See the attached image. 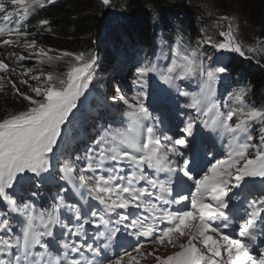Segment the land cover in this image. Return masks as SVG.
Here are the masks:
<instances>
[{
    "label": "snow or ice",
    "instance_id": "1",
    "mask_svg": "<svg viewBox=\"0 0 264 264\" xmlns=\"http://www.w3.org/2000/svg\"><path fill=\"white\" fill-rule=\"evenodd\" d=\"M52 3L54 0H0V14L6 22L0 25V37H8L0 39V47L20 46L23 37V47L35 50L36 41L27 39L32 33L27 31L26 21ZM101 3L110 6L112 0ZM233 19L219 17L218 27L227 22L226 30L218 33L222 39L206 35L195 48L177 36L170 46L172 59L167 68L150 60L137 66L135 94L126 97L117 87L112 96L114 104L125 106L128 126L104 129L90 138L91 146H86L83 156L74 159L71 154L56 157L55 149L62 126L89 88L96 57L70 52L53 56L43 48L35 51L39 64L61 56L72 57L76 64L65 78L44 73L31 76L38 83L29 85V90L39 99L20 92L12 83L15 94L29 107L0 120V264H141L146 259H154L155 264H264V247L258 255L251 254L257 240L264 238V108L248 105L247 90L242 88L228 93L235 106L226 103L227 111L222 112L213 94L228 67L219 58L214 66L205 67L202 47L241 57L246 51L255 52L251 46L245 50ZM48 24V20L39 22L40 27ZM32 58L31 52L5 57L17 62ZM32 71L25 69L21 75ZM0 72L12 75L14 69L0 61ZM149 74L158 76L179 96L191 93L177 81L200 78L207 103L202 107L201 98L192 97L188 107L199 115L183 122L178 129L182 135L158 134L163 116L154 117L145 104ZM167 103L161 97V113ZM200 115L207 117L201 121L205 128L228 138L224 158L213 157L203 166L195 158L194 127ZM149 120L153 122L146 124ZM257 124L259 144L252 134ZM57 168L59 179L69 187L60 185L51 206L38 207L25 198V193L38 197L39 191L32 189L51 182ZM162 173L166 174L163 179ZM180 173L194 186L191 210L172 208L189 199L173 187V175L181 187L185 185ZM72 194L79 200L69 202ZM121 233L134 237L136 243L125 240ZM146 244L178 250L161 256L155 249L144 251ZM114 247L124 250L109 258L106 253Z\"/></svg>",
    "mask_w": 264,
    "mask_h": 264
},
{
    "label": "trees",
    "instance_id": "2",
    "mask_svg": "<svg viewBox=\"0 0 264 264\" xmlns=\"http://www.w3.org/2000/svg\"><path fill=\"white\" fill-rule=\"evenodd\" d=\"M221 16L234 18L233 26H238L237 37L240 41L264 39V0H112L110 6L102 5L101 0H54V3L46 4L43 9L38 10V14L26 21L27 31L32 33L27 39H34L36 43L59 54L84 53L86 58L88 53L95 55L99 64L97 76L92 78L90 88L86 90L90 97L89 105L94 108L108 72L121 70L120 73H123L129 66L136 64L139 66L146 60L157 63V60H161L160 56L167 53V47L170 49L177 36H182L184 43L193 48L206 35L212 36L214 40H220L222 38L218 33L226 30L227 24L222 22L223 27L217 26ZM117 19L123 23L120 27L114 28L112 25ZM41 20H48L49 24L40 27ZM5 23L3 21L0 25ZM101 34L104 38L107 35L103 45ZM202 47L205 52L211 50L206 52L205 67L209 61L207 57L210 55L212 60L209 66H214L219 58L228 67V72L215 85L213 99L216 103L223 99L230 100L228 93L243 88L247 90L245 102L248 105L264 108L263 53L246 52L245 56L249 57L247 59L236 53H217L207 45ZM214 55L217 58L213 57ZM254 61L259 62L262 67L257 66ZM157 64L161 68H167L171 63L165 64L167 67L161 63ZM35 65L37 64L33 60L19 63L24 69H33ZM46 71L55 74V69ZM150 80L155 84L157 82L164 84L158 76L149 74L147 92L151 91ZM189 81L192 83V88H188L191 93L189 96H179L175 89H170L167 85L173 95L168 101L172 104L178 102L180 98H186L185 108L197 112L196 109L188 107L192 103V97L201 98L202 107L207 101L203 99L201 93L200 78L196 77ZM176 83L180 84L179 81ZM36 86L35 82L34 87ZM17 89L37 98L30 92L27 84L18 82ZM149 101L150 97L146 96L145 103ZM28 107L29 103L21 96H17L11 86L0 84V120L7 115L25 111ZM255 127L259 130L260 125L257 124ZM204 129L213 144L216 140L221 142L217 136L219 131L205 127ZM256 143H260V137Z\"/></svg>",
    "mask_w": 264,
    "mask_h": 264
},
{
    "label": "rangeland",
    "instance_id": "3",
    "mask_svg": "<svg viewBox=\"0 0 264 264\" xmlns=\"http://www.w3.org/2000/svg\"><path fill=\"white\" fill-rule=\"evenodd\" d=\"M9 7H11V6H9ZM2 16H3V14H0V23H2L4 21L2 19ZM122 23H123V21H120L117 19L116 23L113 24L112 27L118 28L122 25ZM225 26L227 28V24ZM243 29H244V27H243ZM102 34H104V31L102 32ZM243 34H244V32H243ZM244 35H246V34H244ZM4 38H8V37L7 36L0 37V39H4ZM12 38L15 39L14 36ZM106 38H107V35L105 36V38L103 37V35L101 36V45H103ZM31 40H33V39H28V41H31ZM241 42L244 43L245 50L247 49L248 46H251V47H254L255 49H257L255 52H252V53H254V54L255 53H258V54L261 53L262 54L263 53L264 54V39H262V40L257 39V38L252 39V40L251 39L250 40L244 39ZM23 43H24V39L21 40L20 46L12 45V46L0 47V61H4L6 64L9 65L10 69H14V74H12V75L0 72V84L3 86L8 85V86L12 87V83H15L16 87H17L18 82L21 79H24L27 81L28 86L31 85L32 87H34L35 82L36 83H38V82L35 80H32L31 76L40 75L41 73L50 74V71H46V70H50V69H55L54 76L65 78V74L76 64V62L72 59V57H63V56H61V58L59 60H54L51 63L39 64L35 60V56H34L35 51L39 50L40 48H43L45 51H48L49 49H47L46 47H43L42 45H40L38 43H36L37 48L35 50L27 49V48L23 47ZM154 44H156V43H154ZM101 45H100V48H101ZM166 50H167V53L160 56L161 60H157V63H161L165 67H167L165 64H167V65L170 64L171 59H172L171 50L168 47ZM203 51L205 52V50H203ZM210 51L211 50L208 49L206 52H210ZM213 51H215V50L213 49ZM30 52L33 53V58L27 59L25 61L33 60L34 63L37 64V65H35V68H33V69H36V71L32 69L33 71L30 72L28 75H25V76L21 75V73L25 71L24 68H21L19 66V63H21V62H17L15 59H11V60L5 59V57L10 55V54H14L15 56H19V55L28 56ZM49 54L53 55V56H60L61 55L59 53L52 52V51H50ZM213 57H216V55H214ZM209 64H210V60L207 63V67L209 66ZM44 67L46 68V70H44ZM98 67H99V64L96 61L94 64V67H93V77L97 76ZM135 68H136V66H130L125 71V74L123 76H120V77H119V75L117 76V74H115V73L114 74L108 73V78L106 79L107 90H106L105 95H104L105 96V102H106L105 103L106 104L105 105V111L109 114V117H112L113 119H115L116 117H117V119H121V120L124 119L123 115H124V112L126 110L125 106L123 104H121V103H115L114 104L112 102V96L115 94L116 88L120 87L121 91L123 92V94L126 97H130V96L134 95L135 92L138 90L137 87L133 84V80L135 79V76H134L135 75V72H134ZM106 76H107V74H106ZM56 83H57V87H59L60 85H59L58 81ZM89 88H90V86H89ZM152 90L154 91L155 88H152ZM85 93H86V91H85ZM85 93L83 96H81L79 98V100L77 101V107L75 109H73V112L70 114L68 121L62 126V129H63L62 136L58 140V146L55 149L56 157H59L58 154L60 151L65 153V151L62 148V145L64 144L62 142V140L66 136L70 135L73 139V143L69 144V146L67 147V153L64 156L69 155L71 152L73 154L72 157L74 159L75 156L77 155V152L79 151L80 146L84 147V148H86V146H91L89 144L90 138L98 137L100 135L99 133H102L105 129V125H103V126H101V125L97 126L96 125V121L101 120L103 118L101 116V114L98 115V117L96 119L90 121L92 117H91V115H89L85 112V109H84L83 104H82V102H84V100L86 99ZM147 94L149 96H151L149 93H147ZM37 99H39V98H37ZM226 103L228 104L229 107L235 106L233 101L223 102L220 105V110L222 112L227 111V108H225ZM148 107H149V111L152 113V115L154 117L158 116V115L163 116L164 123L159 127L158 134L167 133L170 135H182V133H178V129L183 126V122L189 117H197L191 113H186L179 106L175 109H171V106L167 105V104L164 105L163 112L161 113L159 111V109L161 108L160 102H158V99L155 96L152 97V100H151L150 104L148 105ZM201 118L202 117L199 116V119H197L196 126L194 127V135L196 137V142L198 144V152H197L196 157H195L196 163L203 166L204 164L207 163V161L212 160L213 157L221 158V159L224 158L225 154L222 153V151L227 150L228 138L226 136V141L223 144H220V146L222 148L221 152H217V150L213 151V146H210L209 143L207 142V140L203 136L204 133H203L201 125H200ZM152 122L153 121H151V120L145 121L146 124H151ZM88 129H90V135L89 136H87V133H88L87 130ZM252 134H253V136L255 138V142H256L258 137H260V131L256 128ZM85 136H86V139H84ZM189 139L191 140V138H189ZM57 150H59L58 154H57ZM188 155L190 158L192 157V153H188ZM197 171H199V168H197ZM163 176L166 177V175H163ZM178 176H179V179L185 181V185L183 187H181L177 183V175H173V186L180 191L181 195L189 196V199L186 201H183L181 204L177 205L176 208H181V209L186 208L187 210H191L190 194H191V191L194 190V186L192 185L191 181H187V179L185 177H183L182 173L178 174ZM161 178H162V176H161ZM51 179H53V180H51V182H46L43 188L38 189V190L35 188L32 189L33 191H39L38 197H30L29 194L25 193V198H31L33 200V202L38 207L39 206H51V204L53 203L54 199L57 196L58 189H59L60 185H62V183L60 182L61 180L59 179L58 168H57L56 172H53ZM64 195H68V194H64ZM69 202H72L71 196L69 197ZM64 215L67 216L68 214L65 213ZM55 231L57 233H59L61 231V229L59 227H57L55 229ZM257 231L259 232V227H258ZM256 243H260L261 248L264 247V238H259ZM153 249L156 250V254H158V252H159L161 256L169 255V254L173 253L174 251L178 250V249H174L168 245L160 246V245L146 244L144 251H153ZM109 253L111 255V251H109ZM251 254L252 255H258L259 251L257 252L256 248H252ZM106 255H107V253H106ZM141 264H155V260L154 259L142 260Z\"/></svg>",
    "mask_w": 264,
    "mask_h": 264
},
{
    "label": "bare ground",
    "instance_id": "4",
    "mask_svg": "<svg viewBox=\"0 0 264 264\" xmlns=\"http://www.w3.org/2000/svg\"><path fill=\"white\" fill-rule=\"evenodd\" d=\"M106 79H107V77L104 78L105 81H106ZM104 89H107V86H104ZM185 187H186V186H185ZM176 206H177V205H173L172 208H173V209H176ZM162 226H163V225H162ZM225 231H226V232H230L231 230H230V229H225ZM121 235L123 236V238H124L125 240H127V241H131L132 244H135V243H136V240H135L134 237H129V236H127L125 233H121ZM259 244H260V243H256V245H255L253 248H256V247L260 246ZM111 251H112V250H111ZM158 255H160L159 252H158ZM102 259H103V257H102Z\"/></svg>",
    "mask_w": 264,
    "mask_h": 264
},
{
    "label": "water",
    "instance_id": "5",
    "mask_svg": "<svg viewBox=\"0 0 264 264\" xmlns=\"http://www.w3.org/2000/svg\"><path fill=\"white\" fill-rule=\"evenodd\" d=\"M239 55V54H238ZM243 58H247V59H249L248 57H246V56H244ZM255 62V64L257 65V66H260V67H262L261 66V64L259 63V62H256V61H254Z\"/></svg>",
    "mask_w": 264,
    "mask_h": 264
}]
</instances>
